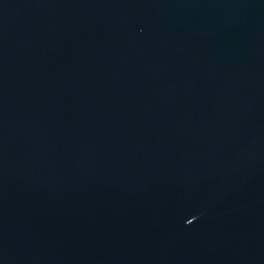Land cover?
I'll return each instance as SVG.
<instances>
[{
	"label": "water",
	"instance_id": "95a60500",
	"mask_svg": "<svg viewBox=\"0 0 264 264\" xmlns=\"http://www.w3.org/2000/svg\"><path fill=\"white\" fill-rule=\"evenodd\" d=\"M0 264H264V0H0Z\"/></svg>",
	"mask_w": 264,
	"mask_h": 264
}]
</instances>
